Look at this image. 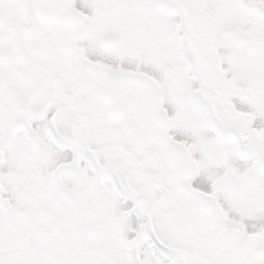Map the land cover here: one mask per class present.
Masks as SVG:
<instances>
[{"label": "snow or ice", "instance_id": "1", "mask_svg": "<svg viewBox=\"0 0 264 264\" xmlns=\"http://www.w3.org/2000/svg\"><path fill=\"white\" fill-rule=\"evenodd\" d=\"M0 264H264V0H0Z\"/></svg>", "mask_w": 264, "mask_h": 264}]
</instances>
